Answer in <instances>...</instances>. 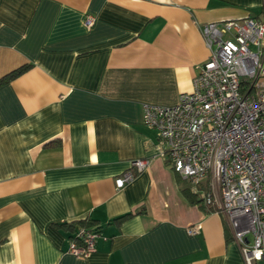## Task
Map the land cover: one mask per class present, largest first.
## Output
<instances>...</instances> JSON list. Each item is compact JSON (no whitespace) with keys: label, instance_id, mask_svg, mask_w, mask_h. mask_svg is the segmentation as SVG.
<instances>
[{"label":"crops","instance_id":"obj_1","mask_svg":"<svg viewBox=\"0 0 264 264\" xmlns=\"http://www.w3.org/2000/svg\"><path fill=\"white\" fill-rule=\"evenodd\" d=\"M245 16L264 21V0H0V78L30 65L0 86V264H244L225 216L183 195L142 107L192 90L199 25ZM84 219L99 237L76 257L59 225Z\"/></svg>","mask_w":264,"mask_h":264},{"label":"built area","instance_id":"obj_2","mask_svg":"<svg viewBox=\"0 0 264 264\" xmlns=\"http://www.w3.org/2000/svg\"><path fill=\"white\" fill-rule=\"evenodd\" d=\"M93 23L92 16L84 20L87 28ZM199 31L209 56L192 90L172 107L143 105L142 123L157 132L168 167L225 216L243 263L264 262V21L245 16L201 24ZM149 163L130 166L141 172ZM132 177L122 173L115 187ZM207 179L212 190L204 195L198 185ZM98 237L95 227H78L68 252L87 257Z\"/></svg>","mask_w":264,"mask_h":264},{"label":"trees","instance_id":"obj_3","mask_svg":"<svg viewBox=\"0 0 264 264\" xmlns=\"http://www.w3.org/2000/svg\"><path fill=\"white\" fill-rule=\"evenodd\" d=\"M30 65H23L12 72L6 74L2 78H0V86L6 83H9L10 81L14 80L18 76L25 73L27 70H29ZM182 193L185 196V198L192 204H198L203 210L206 212H211L212 207L204 205V199L199 194H194L190 191V189H182ZM208 193L204 191V195H207ZM94 224V222L90 221L89 219H84L80 221H75L68 224H61L59 227L67 230V231H74L78 227H91Z\"/></svg>","mask_w":264,"mask_h":264}]
</instances>
